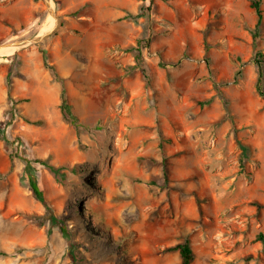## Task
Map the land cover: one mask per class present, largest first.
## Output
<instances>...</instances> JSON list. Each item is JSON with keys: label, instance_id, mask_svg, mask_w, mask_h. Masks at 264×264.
Masks as SVG:
<instances>
[{"label": "rangeland", "instance_id": "rangeland-1", "mask_svg": "<svg viewBox=\"0 0 264 264\" xmlns=\"http://www.w3.org/2000/svg\"><path fill=\"white\" fill-rule=\"evenodd\" d=\"M260 7L0 0V264H264Z\"/></svg>", "mask_w": 264, "mask_h": 264}, {"label": "trees", "instance_id": "trees-1", "mask_svg": "<svg viewBox=\"0 0 264 264\" xmlns=\"http://www.w3.org/2000/svg\"><path fill=\"white\" fill-rule=\"evenodd\" d=\"M261 4V0H251V7L254 9L255 13H256V24H255V34L257 33V29L260 27L261 23H262V10L260 7ZM140 43L138 44V46L131 48V51L135 53V60L138 63L139 62V52H140ZM257 57H259L257 59V82H256V88L257 91L259 93V95L264 96L263 91H262V77H263V65H262V60L260 59L262 56L261 54H257ZM45 60V59H44ZM46 62V61H45ZM46 64V63H45ZM50 70H52V75L54 77L55 80H59L57 73L54 71L53 67H49ZM9 87V85H8ZM9 91V90H8ZM60 110L61 113L63 115V117L70 123L72 124L74 127H78L81 125V123L79 122L77 116L75 115V113L72 110V106L70 105V103L67 100L66 94H65V89L64 86L62 85L61 88V92H60ZM0 133H1V129H0ZM31 162L30 160H25V168L30 169L31 168ZM33 162L35 163H40L44 166H47L53 173L54 175H59L60 172V168H55L52 165H48L46 163V161L44 160H33ZM29 185L30 188L32 190V193L34 195V197L44 206L46 212L49 213V217L52 221V223H58L59 224V219L53 214L51 208L48 206L47 202L45 201L42 191L39 189L36 180L34 179L33 176L30 175L29 177ZM60 229L65 232V229L62 225H60ZM259 238L261 239V235H259ZM170 250H178L180 257H181V261L180 264H190L193 260V253L192 250L189 246L188 241H184L183 243L177 244L171 248H169ZM69 255L73 260L74 264H78L76 257L73 253V249H70L69 251Z\"/></svg>", "mask_w": 264, "mask_h": 264}, {"label": "water", "instance_id": "water-1", "mask_svg": "<svg viewBox=\"0 0 264 264\" xmlns=\"http://www.w3.org/2000/svg\"><path fill=\"white\" fill-rule=\"evenodd\" d=\"M46 3H47V6H48V10L50 11L51 13V8H50V0H46ZM50 32H52V30L44 33L43 35L41 36H38V37H34L32 39H23V40H19V41H14V42H11L9 43L8 45H11V46H24V45H27L29 43H33V42H37L39 41L40 39H42L43 37L47 36Z\"/></svg>", "mask_w": 264, "mask_h": 264}, {"label": "bare ground", "instance_id": "bare-ground-1", "mask_svg": "<svg viewBox=\"0 0 264 264\" xmlns=\"http://www.w3.org/2000/svg\"><path fill=\"white\" fill-rule=\"evenodd\" d=\"M0 49H15V46H8V47L0 48Z\"/></svg>", "mask_w": 264, "mask_h": 264}]
</instances>
